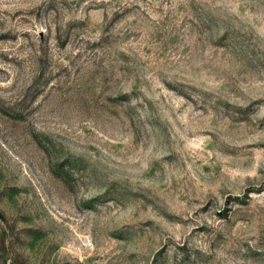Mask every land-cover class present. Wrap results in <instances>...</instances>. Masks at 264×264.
I'll return each instance as SVG.
<instances>
[{
  "label": "rangeland",
  "instance_id": "374dc122",
  "mask_svg": "<svg viewBox=\"0 0 264 264\" xmlns=\"http://www.w3.org/2000/svg\"><path fill=\"white\" fill-rule=\"evenodd\" d=\"M0 264H264V0H0Z\"/></svg>",
  "mask_w": 264,
  "mask_h": 264
}]
</instances>
